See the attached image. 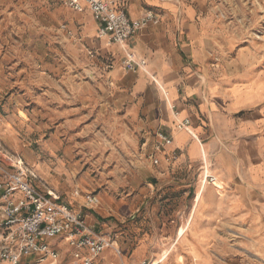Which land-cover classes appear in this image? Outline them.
I'll return each mask as SVG.
<instances>
[{
    "label": "rangeland",
    "instance_id": "1",
    "mask_svg": "<svg viewBox=\"0 0 264 264\" xmlns=\"http://www.w3.org/2000/svg\"><path fill=\"white\" fill-rule=\"evenodd\" d=\"M212 2L238 47L264 49V0ZM89 15L58 0H0V148L39 191L72 203L128 264H195L186 261L187 233L178 237L182 226L162 192L198 182L151 180L141 138L137 143L123 117L130 92L115 82L134 70L116 59L114 45L86 32ZM75 190L99 204L73 201ZM228 232L235 254L222 264H264L256 248L239 243L240 230ZM71 261L67 254L64 264Z\"/></svg>",
    "mask_w": 264,
    "mask_h": 264
},
{
    "label": "crops",
    "instance_id": "2",
    "mask_svg": "<svg viewBox=\"0 0 264 264\" xmlns=\"http://www.w3.org/2000/svg\"><path fill=\"white\" fill-rule=\"evenodd\" d=\"M115 2L132 20L147 11L159 17L127 41L145 66L115 82L130 92L123 117L132 122L128 131L137 143L141 138L151 180L198 182L197 188L162 192L174 204L170 216L187 233L181 242L186 261L228 260L235 254L223 236L229 230H240L239 243L256 248L264 261V49L238 47L210 0ZM86 18V32L97 33L92 15ZM112 50L124 65L125 51L119 45ZM185 120L188 128L180 127ZM161 133L170 142L163 144ZM64 247L62 257L69 250ZM106 252L103 264H128Z\"/></svg>",
    "mask_w": 264,
    "mask_h": 264
},
{
    "label": "built area",
    "instance_id": "3",
    "mask_svg": "<svg viewBox=\"0 0 264 264\" xmlns=\"http://www.w3.org/2000/svg\"><path fill=\"white\" fill-rule=\"evenodd\" d=\"M58 1L77 12L89 11L98 24V37L125 51L124 66L128 70L145 66L146 62L137 61L126 45L136 31L150 23H159L153 11L132 20L115 0ZM189 124L185 120L179 126L188 128ZM160 139L166 144L171 137L161 133ZM20 166L0 148V264H64L67 254L72 257L69 264H103L102 255L109 248L122 258L121 250L113 246L106 234L96 232L84 215L72 208V203L53 191H39ZM210 181L215 184L213 178ZM79 197L86 207L99 204L96 196L75 190L73 201ZM63 244L69 249L64 257ZM110 264L126 263L120 259ZM141 264L160 263L146 260Z\"/></svg>",
    "mask_w": 264,
    "mask_h": 264
},
{
    "label": "bare ground",
    "instance_id": "4",
    "mask_svg": "<svg viewBox=\"0 0 264 264\" xmlns=\"http://www.w3.org/2000/svg\"><path fill=\"white\" fill-rule=\"evenodd\" d=\"M221 184V183H220ZM183 232H184V230L183 229H181L180 231H179V235H182L183 234ZM163 261V260H162Z\"/></svg>",
    "mask_w": 264,
    "mask_h": 264
}]
</instances>
